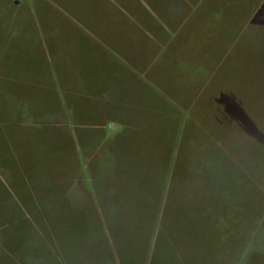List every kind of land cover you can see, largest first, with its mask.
I'll use <instances>...</instances> for the list:
<instances>
[{"label": "rangeland", "instance_id": "obj_1", "mask_svg": "<svg viewBox=\"0 0 264 264\" xmlns=\"http://www.w3.org/2000/svg\"><path fill=\"white\" fill-rule=\"evenodd\" d=\"M175 1L133 75L114 0H0V264H264V0Z\"/></svg>", "mask_w": 264, "mask_h": 264}, {"label": "crops", "instance_id": "obj_2", "mask_svg": "<svg viewBox=\"0 0 264 264\" xmlns=\"http://www.w3.org/2000/svg\"><path fill=\"white\" fill-rule=\"evenodd\" d=\"M114 1L120 9V14L118 16V13H114L117 21L114 23L113 29L109 27L111 25L110 19L113 16L109 15V12H105L102 5L98 6L99 11L103 12L105 14L104 17L107 18L106 22L100 24L99 34L103 40L106 39L107 42H110L113 51L118 56V63L127 64L129 72L133 73V75L136 73L137 75L138 71H136L132 64H150L153 60L157 59L158 55L156 56V53L170 48L169 37L173 33L175 34L176 30L182 28L185 20L180 22L182 20V17L180 19V15L185 8L183 5H180L179 1L175 0ZM199 2V0L185 1V7L190 6L187 10L191 16L193 15L188 25L190 28L196 29V26L200 27L203 21L202 10L195 8L196 5H199ZM181 4H184V0ZM50 5L56 7L54 9L58 11L62 10L57 3H55L56 6L54 4ZM73 11L88 22L92 21L86 15L84 8H74ZM172 21H175V24L171 25L170 22ZM206 21L209 20L206 19ZM183 26L185 27V25Z\"/></svg>", "mask_w": 264, "mask_h": 264}]
</instances>
